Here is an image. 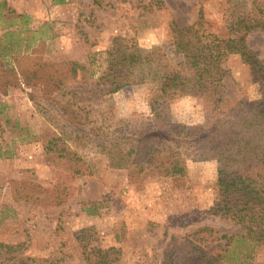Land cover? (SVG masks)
Returning a JSON list of instances; mask_svg holds the SVG:
<instances>
[{
    "label": "rangeland",
    "instance_id": "rangeland-1",
    "mask_svg": "<svg viewBox=\"0 0 264 264\" xmlns=\"http://www.w3.org/2000/svg\"><path fill=\"white\" fill-rule=\"evenodd\" d=\"M249 9H256L251 0H0V242L21 244L17 264L49 258L84 264L92 245L120 248L127 263L162 260L169 251H190L183 238L201 226L244 232L222 210L220 160L194 153L185 175L167 176L158 162L126 155L133 142L119 144V159H111L84 145L72 127L82 115L89 126L96 117L106 129L120 121L132 128L153 114L151 84L130 82L111 91L110 63L118 49L159 48L173 58L172 26L222 34L234 13ZM248 43L264 64V32H250ZM222 68L225 96L261 98L257 75L240 54L225 56ZM38 74L58 81L53 92L63 100L64 120L32 86ZM162 105L175 124L205 120L199 96ZM260 255L264 264V249Z\"/></svg>",
    "mask_w": 264,
    "mask_h": 264
},
{
    "label": "trees",
    "instance_id": "trees-1",
    "mask_svg": "<svg viewBox=\"0 0 264 264\" xmlns=\"http://www.w3.org/2000/svg\"><path fill=\"white\" fill-rule=\"evenodd\" d=\"M67 1L55 0L57 3ZM251 2L256 9L234 13L222 34L206 26H172L173 58L165 57L159 48H121L115 52L110 63L109 76H113L115 84L111 91L130 82L154 86L153 114L147 122L142 121L132 128L123 126L122 121L107 125V129H112L108 138L101 135L103 129H107L102 122L98 124L96 117V123L89 126V118L81 115L84 121L79 123L80 119L72 127L75 137L84 145L100 148L111 159H119V144L127 140L133 142L134 148L126 155L142 154L147 162H158L167 176L185 175L187 158L194 153L203 159L220 160L223 164L222 210L240 224L244 232L221 233L213 226L204 225L183 238L190 249L185 254L180 256L169 251L162 260L137 263L123 261L120 248L92 245L83 254L84 264H263L258 260L260 250L264 249V64L255 58L248 35L256 29L264 32V0ZM234 53L252 66L261 84L260 99L250 101L241 95L231 99L222 92L225 77L222 60ZM73 66L82 67L78 63ZM4 84L9 85L8 80ZM33 85L48 95L47 108L56 118L64 120L67 111L63 100H58L53 92L58 81L38 74ZM29 95L36 96L33 92ZM181 95L203 98L205 120L202 124H175L170 120L162 103ZM125 159L121 157L120 161ZM215 242H218L216 247L209 249ZM20 245L0 242V264L20 262ZM43 264H59V259L49 258Z\"/></svg>",
    "mask_w": 264,
    "mask_h": 264
}]
</instances>
